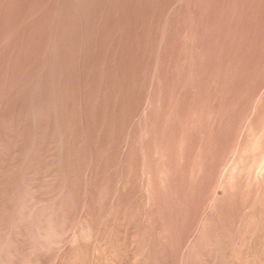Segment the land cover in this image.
<instances>
[{
    "label": "rangeland",
    "instance_id": "374dc122",
    "mask_svg": "<svg viewBox=\"0 0 264 264\" xmlns=\"http://www.w3.org/2000/svg\"><path fill=\"white\" fill-rule=\"evenodd\" d=\"M263 160L264 0H0V264H264Z\"/></svg>",
    "mask_w": 264,
    "mask_h": 264
},
{
    "label": "bare ground",
    "instance_id": "6f19581e",
    "mask_svg": "<svg viewBox=\"0 0 264 264\" xmlns=\"http://www.w3.org/2000/svg\"><path fill=\"white\" fill-rule=\"evenodd\" d=\"M263 162H264V160H263ZM263 162H261V163H263ZM264 165V164H263ZM261 166V165H260ZM261 168H263V167H261ZM231 169H232V166H231ZM233 169H234V167H233ZM259 170V169H258ZM261 171V170H260ZM261 173H262V171H261ZM261 175V174H260ZM263 178V177H262Z\"/></svg>",
    "mask_w": 264,
    "mask_h": 264
}]
</instances>
